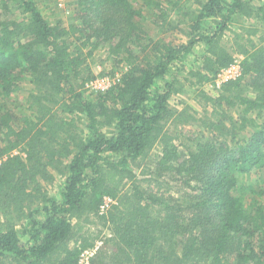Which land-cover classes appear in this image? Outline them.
I'll return each mask as SVG.
<instances>
[{"label": "trees", "instance_id": "obj_1", "mask_svg": "<svg viewBox=\"0 0 264 264\" xmlns=\"http://www.w3.org/2000/svg\"><path fill=\"white\" fill-rule=\"evenodd\" d=\"M41 1L0 0V264H79L99 240L93 264H264V188L239 180L264 185V0H76L68 20ZM101 51L121 74L99 92ZM191 55L201 87L243 56L201 117L170 101ZM170 124L202 128L194 149Z\"/></svg>", "mask_w": 264, "mask_h": 264}, {"label": "rangeland", "instance_id": "obj_2", "mask_svg": "<svg viewBox=\"0 0 264 264\" xmlns=\"http://www.w3.org/2000/svg\"><path fill=\"white\" fill-rule=\"evenodd\" d=\"M254 2L259 3V0H254ZM41 5L43 6L44 12L48 16V18L50 19L53 18L55 20V18L57 17H62L65 20H68V18L73 16L75 13L76 0H58L56 2L50 0H42ZM148 27L150 33L154 35L156 31L152 30L150 26ZM174 33L175 34L168 33L169 35L162 33L161 36L166 37L167 39L173 38L176 41L184 39V37L180 33L178 34L176 32ZM200 49L202 50V48L198 47L197 51L198 50L200 51ZM195 64H196L195 57L194 55H191L189 60H186V67L184 68V70H181L179 72L175 71V73H177L179 82L175 84V89L172 93L170 101L172 105L178 109H182L185 104L189 105L191 107V111L192 112L196 111V115L201 117L204 116L205 111L202 105L203 101L201 100L199 95L200 90L201 89L204 90L207 94L211 96H217L219 93V89H217L214 86V79L212 81L206 82L202 87L198 85L194 86L190 84V82L187 79L190 78L188 71L190 70L191 67L198 66ZM91 65H92V71L96 75L92 81L93 83H96L95 85H97L100 89H103L102 91H104L107 87L113 85L121 74L120 71L118 72L116 70L119 68L118 64L115 62V60L109 58L108 53L104 51L98 53L96 57L91 60ZM170 78L172 79L171 76H169V80ZM163 84H164V80L158 82V85L161 87ZM31 87L32 86L30 84L25 83V85H23L18 92H16L15 94L12 95L11 98L6 100L7 105L17 109L19 112L25 111L22 105L25 106L26 98L28 96V91L31 89ZM169 130L172 135L179 134L178 137L180 136V139H178V141L175 140V143L180 147L179 148L180 152L181 154H183L184 152H187L188 149H194L195 147L194 145L197 141V138L201 136L202 128L191 124L187 126L170 124ZM207 135L209 136L208 133ZM152 153L153 154L151 160L152 162H154L155 159L160 157V148L157 147L156 149H154ZM172 173L175 174L176 171H173ZM172 173H169V175ZM257 178H258L257 176L255 175L250 176L249 174L239 176L240 182L248 183V184H251L253 182L256 184V187L258 189L264 188V185L263 186L259 185V183L257 182ZM173 184H179V183L178 182L172 183L170 194L175 195V197L186 196V194H183L188 192L186 188L183 189L178 188L179 185L173 187ZM55 190L56 189L54 188V191ZM100 227L101 226H99V228ZM18 228L23 230L21 226H19ZM91 228L94 230L97 227L93 226ZM104 232L105 234L106 233L109 234V231L107 230H104Z\"/></svg>", "mask_w": 264, "mask_h": 264}, {"label": "built area", "instance_id": "obj_3", "mask_svg": "<svg viewBox=\"0 0 264 264\" xmlns=\"http://www.w3.org/2000/svg\"><path fill=\"white\" fill-rule=\"evenodd\" d=\"M234 61L227 67H224L222 69L219 70V72H217V74L214 77V86L217 89H221L222 85L231 79H235L239 76H241L242 74V60H243V56L242 55H235L234 57ZM96 83H93V81H91L88 85L95 90H103L100 89L97 85H95ZM110 87H107L106 89H108ZM105 89V90H106ZM117 203V201L112 198L111 196H105L103 199L102 204L100 205V212L103 213L105 211H107L111 205ZM102 240H99L96 242L94 247L91 248H87L85 250L82 251V253L80 254V258H79V264H93L92 263V259L95 257V255L97 254V251L99 249V247L102 245Z\"/></svg>", "mask_w": 264, "mask_h": 264}]
</instances>
